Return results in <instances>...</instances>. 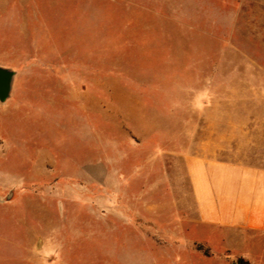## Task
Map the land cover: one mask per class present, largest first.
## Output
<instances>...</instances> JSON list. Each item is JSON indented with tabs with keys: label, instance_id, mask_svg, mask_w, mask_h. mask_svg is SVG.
Returning a JSON list of instances; mask_svg holds the SVG:
<instances>
[{
	"label": "rangeland",
	"instance_id": "1",
	"mask_svg": "<svg viewBox=\"0 0 264 264\" xmlns=\"http://www.w3.org/2000/svg\"><path fill=\"white\" fill-rule=\"evenodd\" d=\"M0 66V264L236 260L185 158L264 121V0H0Z\"/></svg>",
	"mask_w": 264,
	"mask_h": 264
},
{
	"label": "crops",
	"instance_id": "2",
	"mask_svg": "<svg viewBox=\"0 0 264 264\" xmlns=\"http://www.w3.org/2000/svg\"><path fill=\"white\" fill-rule=\"evenodd\" d=\"M212 124L199 152L185 158L186 200L194 208L190 223L217 234L225 242L224 253L264 264V121L249 122L250 132L232 124L226 134ZM240 137L248 141L246 153L235 144ZM209 237L199 241L211 246Z\"/></svg>",
	"mask_w": 264,
	"mask_h": 264
},
{
	"label": "water",
	"instance_id": "3",
	"mask_svg": "<svg viewBox=\"0 0 264 264\" xmlns=\"http://www.w3.org/2000/svg\"><path fill=\"white\" fill-rule=\"evenodd\" d=\"M15 72L9 68L0 66V101L6 102L12 92Z\"/></svg>",
	"mask_w": 264,
	"mask_h": 264
},
{
	"label": "trees",
	"instance_id": "4",
	"mask_svg": "<svg viewBox=\"0 0 264 264\" xmlns=\"http://www.w3.org/2000/svg\"><path fill=\"white\" fill-rule=\"evenodd\" d=\"M202 247H203V245H201V244L198 245L199 249H202ZM229 264H247V262L245 260H243L242 258H237L235 261L233 260Z\"/></svg>",
	"mask_w": 264,
	"mask_h": 264
}]
</instances>
